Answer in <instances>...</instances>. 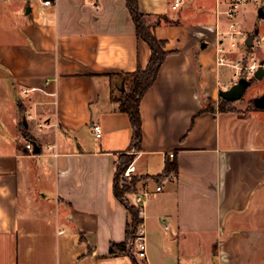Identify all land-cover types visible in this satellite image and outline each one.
<instances>
[{
	"label": "crops",
	"instance_id": "1",
	"mask_svg": "<svg viewBox=\"0 0 264 264\" xmlns=\"http://www.w3.org/2000/svg\"><path fill=\"white\" fill-rule=\"evenodd\" d=\"M174 1L137 0L149 23L173 24L155 25L167 56L139 103L134 194L161 191L145 202L146 260H136L264 264V107L254 105L264 88L245 96L264 73L239 78L235 61L218 64L229 25L256 37L264 5L232 21V0ZM149 59L127 0H0V264H134L109 252L131 220L113 192L132 138L114 99ZM252 59L264 71V56ZM239 82L236 110L220 111V93ZM209 100L215 111H203ZM167 160L176 172L156 181Z\"/></svg>",
	"mask_w": 264,
	"mask_h": 264
},
{
	"label": "trees",
	"instance_id": "2",
	"mask_svg": "<svg viewBox=\"0 0 264 264\" xmlns=\"http://www.w3.org/2000/svg\"><path fill=\"white\" fill-rule=\"evenodd\" d=\"M127 7L135 24L136 36L144 41L150 49V59L147 66L143 69L138 67L134 73L127 75V90L115 98L118 103V110L127 114L132 128L131 143L128 148L130 154H124L120 157L119 164L116 165L114 176L113 192L117 200L128 210L131 215L130 223L126 229V240L123 243L111 244L109 252L111 254L126 253L132 259L134 264H139L134 255L133 239L137 226L141 220L137 215V210L128 201V196L135 193L136 183L139 178L131 176L124 177L125 169L132 163L134 154L141 150L142 144V127L141 117L139 113V103L146 91L154 83L159 69L167 56L165 51V42L157 39L154 33V28L157 22L165 24H173L166 17H159L156 23H149L140 11L137 0H127ZM250 50V48H247ZM218 109L220 111L236 110L232 103L223 99L219 100ZM203 111H215L214 104L209 100L207 105L203 107ZM177 170L174 160L165 162L164 172L155 177L156 181L165 177L170 173H175ZM122 179V180H121ZM124 179V180H123ZM134 179V181H131ZM130 180V182H126Z\"/></svg>",
	"mask_w": 264,
	"mask_h": 264
},
{
	"label": "built area",
	"instance_id": "3",
	"mask_svg": "<svg viewBox=\"0 0 264 264\" xmlns=\"http://www.w3.org/2000/svg\"><path fill=\"white\" fill-rule=\"evenodd\" d=\"M44 6H50L52 4L53 0H37ZM260 0H232L229 8L226 10L225 15L228 19L234 20L237 12L239 11L240 7L247 3H256ZM182 0H175L172 8L177 9L181 5ZM262 4L264 5V0H262ZM264 12V8H263ZM247 39V35L243 33L241 30L237 28V26L234 23H231L229 25L228 30L223 34V39L221 40V43L223 41H226L228 44V51H239V44H242L245 47V41ZM226 49L224 47L219 48V58H218V64L225 65L228 63V57ZM261 65L259 62L255 59H252L251 62L245 63L244 58L239 59L233 64L234 69L236 70L235 77H244V78H252L254 76L255 71L260 67ZM26 93V92H25ZM93 131L96 138H100L102 131L101 127L98 123L93 125ZM26 148L28 150H31V144L28 143L26 145ZM173 155L170 154V157ZM119 164V161L117 162ZM116 164V165H117ZM133 173V167L130 164L124 171V177L130 178ZM161 191V186H157L155 188L154 192L144 191L141 193L134 194V207L137 210V215L140 218L141 222L136 228V232L133 239V247H134V255L136 259L141 260L145 262L146 260V243H145V230L143 227V215H144V205L148 198H150L152 195H155L157 192Z\"/></svg>",
	"mask_w": 264,
	"mask_h": 264
},
{
	"label": "rangeland",
	"instance_id": "4",
	"mask_svg": "<svg viewBox=\"0 0 264 264\" xmlns=\"http://www.w3.org/2000/svg\"><path fill=\"white\" fill-rule=\"evenodd\" d=\"M261 5V2H252V3H247L241 6V8L239 9L240 12H243L244 17L247 19L245 21H250L253 20V9H254V5ZM259 24H257V27L260 29V33L256 35L255 37V46H253L254 48L247 50L242 44H239V48L241 49V53L243 54V56H239V54H235L231 53L228 54V60H232V61H238L241 58H244V56H248L249 54H252V56H256V54L258 55L260 53V56H264V19H261L258 21ZM245 35H248L245 33ZM226 45L228 46V44L226 43ZM246 50H247V54H246ZM255 54V55H254ZM238 55V56H237ZM234 56V57H233ZM227 76L229 77V81L231 80V72L232 70L227 69ZM256 83V82H255ZM260 88H264V81L260 82V84H255L253 86H251V88L248 89L247 93H246V97L251 98L256 92L257 90H260ZM254 91V92H252ZM243 104V103H242ZM215 106V105H214ZM138 178V177H136ZM141 178H139L138 182L140 181ZM122 180V179H121ZM124 180V179H123ZM131 181H134V179H132ZM126 182H130V180H126ZM137 182V183H138ZM136 183V185H137ZM136 191V190H135Z\"/></svg>",
	"mask_w": 264,
	"mask_h": 264
},
{
	"label": "water",
	"instance_id": "5",
	"mask_svg": "<svg viewBox=\"0 0 264 264\" xmlns=\"http://www.w3.org/2000/svg\"><path fill=\"white\" fill-rule=\"evenodd\" d=\"M259 16L261 18L264 17V13H263V10H259L258 12ZM255 37V34H250L246 41H245V45L247 47H251L252 46V41ZM264 71H263V68L262 66H260L254 73V78L257 79V80H260L262 75H263ZM244 90H245V83L244 82H239L238 84H235L233 85L232 87H230L229 89L225 90V91H222L220 93V96L221 98H223L224 100H227V101H230V102H234V101H237L239 100L243 93H244ZM254 105L257 107V108H262L264 107V97H261V98H257L254 100Z\"/></svg>",
	"mask_w": 264,
	"mask_h": 264
}]
</instances>
